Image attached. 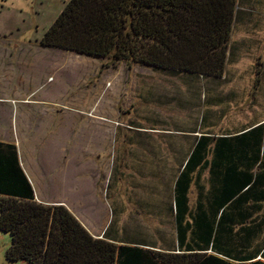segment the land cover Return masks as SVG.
<instances>
[{"label":"rangeland","instance_id":"374dc122","mask_svg":"<svg viewBox=\"0 0 264 264\" xmlns=\"http://www.w3.org/2000/svg\"><path fill=\"white\" fill-rule=\"evenodd\" d=\"M67 1L0 0V143L15 146L36 202V193L67 202L93 235L169 247L171 174L149 156L187 153L188 134L205 132L203 113L215 134L264 113L261 103L241 114L264 102L255 83L264 74V0L238 1L227 51L235 62L208 79L42 47ZM9 245L0 233V264H28L8 262Z\"/></svg>","mask_w":264,"mask_h":264},{"label":"trees","instance_id":"16d2710c","mask_svg":"<svg viewBox=\"0 0 264 264\" xmlns=\"http://www.w3.org/2000/svg\"><path fill=\"white\" fill-rule=\"evenodd\" d=\"M238 1L68 0L40 45L106 59L107 66L123 62L221 78ZM201 139L193 153L209 141ZM0 233L10 237L5 253L10 263L233 264L212 255L151 252L117 246L104 235L94 238L63 205L35 201L15 146L4 143H0Z\"/></svg>","mask_w":264,"mask_h":264},{"label":"crops","instance_id":"0c3cea01","mask_svg":"<svg viewBox=\"0 0 264 264\" xmlns=\"http://www.w3.org/2000/svg\"><path fill=\"white\" fill-rule=\"evenodd\" d=\"M258 59L264 64V58ZM226 61L235 62L230 54ZM256 91L264 95V74ZM230 92L227 95L234 96V90ZM208 94L209 98L215 96L211 91ZM261 103L264 102L259 101V105H252L241 114L247 115L255 107L260 108ZM202 115L199 126L202 128L205 123V132L188 134L195 138L187 153L181 152L177 160L179 151L162 152L161 157H157L159 153L148 155L150 159L163 160L162 168L171 174L167 183L170 203H166V208L174 225L175 238L169 247L108 239L117 246L151 252L179 254L189 251L216 256L233 264L264 263V113L252 122H236V128L223 134H215L217 124L205 118L204 113ZM201 137L209 141L204 143L202 151L193 153ZM35 196L38 203L63 205L86 229L83 220L67 202L49 203L39 194ZM90 234L94 238L103 236Z\"/></svg>","mask_w":264,"mask_h":264}]
</instances>
